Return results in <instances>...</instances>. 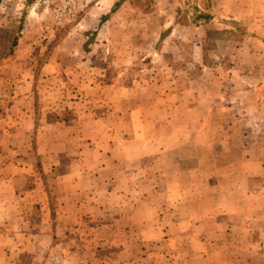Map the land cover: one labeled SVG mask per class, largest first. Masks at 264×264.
<instances>
[{
    "label": "rangeland",
    "instance_id": "rangeland-1",
    "mask_svg": "<svg viewBox=\"0 0 264 264\" xmlns=\"http://www.w3.org/2000/svg\"><path fill=\"white\" fill-rule=\"evenodd\" d=\"M19 23L23 24L21 37L5 64L10 65L7 70L14 75V82L24 81L32 88L36 123L49 108L42 100L48 89L41 81L45 62L56 61L48 74L57 75L67 85H80L85 76L94 74L103 82L125 86L148 75L154 65L170 63L182 70V85L188 81L186 76L200 73L208 77V82L215 80L198 85L200 91L215 92L214 99L206 102L214 110L203 117L210 118L214 125L226 126L209 129L207 135L201 133L198 138L253 136L261 139L255 146L256 153H264V0H0V27L15 28ZM4 93L7 95L9 88ZM9 99L7 95L5 102L9 103ZM162 101L169 103L170 99ZM2 108L3 118H10V111ZM54 116L49 114L48 118ZM167 116L162 112L159 119L165 121ZM183 116H175L180 128ZM162 129L160 137L164 139L170 131ZM3 130L0 128V142L8 143ZM10 134L20 145L0 144V153L39 155L34 143L22 144L35 142L32 133ZM183 148L185 151L180 146L173 147L177 157L205 153L214 147ZM151 159L147 156L128 162L129 175L115 179L126 183L124 190L130 193L123 209L114 206L110 210L109 222L103 210L95 208L75 217L82 224L48 225L50 239L47 248L40 251L39 246L45 244L42 230L46 228L32 222L31 234L38 242H31V252L21 258V264H185V253L191 252L194 242L187 241L188 244L177 235L191 234L201 226L214 230L211 243L206 246L202 242L207 252L215 254L210 260L223 254L226 264H264L262 195L251 193L238 201L237 193L222 184L183 193L176 183L182 177L172 178L170 186L161 190V184L157 185L161 179L150 175ZM196 165L192 158L169 164L175 171ZM46 181L48 187H58L52 179ZM95 185H102V179ZM136 185H142L141 194H134L138 191ZM97 189L93 188L95 195L89 197L102 201L105 189ZM140 199L143 206L135 210ZM114 200L119 202V195ZM51 205L53 209V199ZM185 218L205 220L178 226L177 222ZM208 219L210 222L204 225ZM191 259L190 264H203L196 256Z\"/></svg>",
    "mask_w": 264,
    "mask_h": 264
},
{
    "label": "crops",
    "instance_id": "crops-1",
    "mask_svg": "<svg viewBox=\"0 0 264 264\" xmlns=\"http://www.w3.org/2000/svg\"><path fill=\"white\" fill-rule=\"evenodd\" d=\"M55 62L50 60L42 66L41 81L48 87L42 100L49 108L39 116L38 123L34 119V108L32 110L35 102L32 88L29 89L24 81L12 80L14 75L7 70V59L0 66V108L12 115L3 118L0 110V128L4 129L8 140V143L1 141L0 144L20 145L15 142L17 138L9 135L13 131L24 136L32 133L35 142L24 141L22 144L34 143L39 149L37 156L0 153V264H21V258L30 254L31 242H38L31 234L32 222H40L46 228L41 236L45 244L39 246V251L47 248L50 239L47 237L48 225L82 224L75 221V217L87 215L95 208L103 210V216L109 222L110 210L114 206L123 209L130 193L124 190L126 183L121 179L115 182V179L129 175L127 163L143 157H152L150 175L161 179L157 183L158 186L161 184V190L163 186H170L168 182L172 178L182 177L176 183L183 193L185 190L194 192L192 189L222 184L225 188L227 186L228 191L237 193L238 201L245 200L251 193L264 197V153L255 151L261 139L248 135L246 139H231L222 135L198 138L201 133L207 135L209 129L219 130L226 126L221 123L214 125L210 118L203 117L214 110L206 102L214 99L215 92L200 91L198 85L215 80L209 79L208 82V77L200 73L196 77L186 76L188 81L182 85V70L170 63H160L150 68L148 75L135 79L130 86L103 82L94 74L85 76L86 80H82L80 85H67V81H59L57 75L48 74ZM6 88H9V103L5 102ZM165 97L170 99L169 103L162 101ZM162 112L168 114L165 121L159 119ZM180 113L184 115L181 128L175 123V116ZM49 114H55L54 118H48ZM14 116L19 120L16 121ZM162 128L170 131L164 139L160 137ZM160 146L170 148L159 151ZM174 146L182 147L181 151H185V146L214 148L205 153L177 157ZM188 158L195 159L197 165L176 171L169 166L175 160L179 162ZM165 164L164 168H160ZM63 165L65 169H61ZM175 174L176 177H173ZM100 178L102 185L96 186L95 181ZM47 179H52L54 186L58 184V187H48ZM141 186H135L138 191L134 194H141ZM93 188L105 189L102 201L89 197L90 194L95 195ZM118 195L120 200L116 202L114 196ZM143 202L140 199L134 209L140 210ZM204 220L185 218L177 225H195ZM213 231L201 226L191 234L182 232L177 235L183 238L182 241L194 242L191 252L185 253L188 255L185 264H190L194 256L202 259L203 264H226L225 255L210 260L215 254L205 250V245L213 240L210 238ZM55 235L59 236V233L55 232Z\"/></svg>",
    "mask_w": 264,
    "mask_h": 264
},
{
    "label": "trees",
    "instance_id": "trees-1",
    "mask_svg": "<svg viewBox=\"0 0 264 264\" xmlns=\"http://www.w3.org/2000/svg\"><path fill=\"white\" fill-rule=\"evenodd\" d=\"M22 31V23H19L15 28L0 27V66L5 59L13 55Z\"/></svg>",
    "mask_w": 264,
    "mask_h": 264
}]
</instances>
